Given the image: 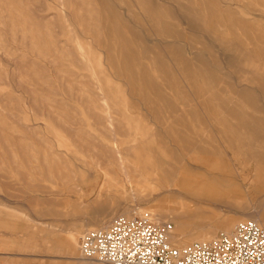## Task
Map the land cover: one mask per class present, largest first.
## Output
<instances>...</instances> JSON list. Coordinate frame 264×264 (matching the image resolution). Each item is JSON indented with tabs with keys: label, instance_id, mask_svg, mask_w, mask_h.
Here are the masks:
<instances>
[{
	"label": "rangeland",
	"instance_id": "rangeland-1",
	"mask_svg": "<svg viewBox=\"0 0 264 264\" xmlns=\"http://www.w3.org/2000/svg\"><path fill=\"white\" fill-rule=\"evenodd\" d=\"M142 212L264 228V0H0V264H96L70 239Z\"/></svg>",
	"mask_w": 264,
	"mask_h": 264
},
{
	"label": "built area",
	"instance_id": "built-area-1",
	"mask_svg": "<svg viewBox=\"0 0 264 264\" xmlns=\"http://www.w3.org/2000/svg\"><path fill=\"white\" fill-rule=\"evenodd\" d=\"M170 231L168 224H155L149 212L118 216L81 237L80 255L96 264H264V228L254 220L184 246L169 241Z\"/></svg>",
	"mask_w": 264,
	"mask_h": 264
},
{
	"label": "bare ground",
	"instance_id": "bare-ground-1",
	"mask_svg": "<svg viewBox=\"0 0 264 264\" xmlns=\"http://www.w3.org/2000/svg\"><path fill=\"white\" fill-rule=\"evenodd\" d=\"M125 77V76H124ZM128 82V81H127ZM139 85V84H138ZM130 94V93H129ZM148 101V100H147ZM169 156V155H168ZM120 159H122V158H120ZM124 168V167H123ZM174 169H176V167H174ZM178 169V168H177ZM176 169V170H177ZM173 170V169H172ZM174 171V170H173ZM176 173V172H175ZM197 177V175H195V174H182V175H177V178H176V180L175 181H172V180H169L167 183H166V186L165 187H167V189H169V190H172V191H178V193L179 192H182V191H186V192H188V193H193L192 195H194V197H197V198H202V197H204L201 193L200 194H198L199 193V188L198 187H196V186H194V187H192V183H193V181H194V179ZM199 181V180H198ZM202 183H207L208 182V180L206 179V177H204L202 180ZM221 184H223L221 181H219ZM221 186V185H220ZM223 186V185H222ZM201 187H203V185H201ZM162 188V187H161ZM206 189V188H205ZM162 192V191H161ZM204 192H205V190H204ZM158 193V192H157ZM177 193V194H178ZM184 193V192H183ZM208 193V192H207ZM181 193H179V195H180ZM159 195H160V193H159ZM184 195V194H183ZM205 195V194H204ZM207 195V194H206ZM158 196V195H157ZM173 196V195H172ZM163 197V196H162ZM166 197V196H165ZM174 197V196H173ZM185 197V196H184ZM99 199V198H98ZM165 199V198H164ZM161 200V199H160ZM170 200V199H169ZM194 205H199V204H197V203H194ZM158 206V205H157ZM167 206V205H166ZM172 209V208H171ZM171 209H167L168 211V215L171 217V218H173V219H177L180 215H182L179 211H178V209H173V210H171ZM162 210V209H161ZM169 210L171 211V212H169ZM141 211V210H140ZM153 212V211H152ZM157 212V211H156ZM152 213V216L155 218V219H157V221L158 220H160V219H162V218H164L165 217V215L164 214H161V213ZM126 215H128L129 216V213H125ZM153 218V219H154ZM178 228V227H177ZM176 228V229H177ZM180 229V228H179ZM177 229V230H174V231H171L170 233H169V235H168V238H169V241H172V242H175L176 244H185V243H187L188 244V242H186L185 241V239H184V233L183 232H181L182 230L180 229ZM70 245L71 246H73V245H75V249H76V251L78 252V254H80L79 253V251H80V249H79V243L77 244V237H74V238H71L70 239ZM80 258H82V259H84L81 255H80ZM79 259V258H78ZM84 260H86V259H84ZM86 261H89V260H86ZM89 262H92V261H89ZM77 264H83V263H77Z\"/></svg>",
	"mask_w": 264,
	"mask_h": 264
}]
</instances>
